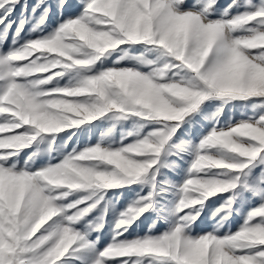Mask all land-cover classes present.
I'll use <instances>...</instances> for the list:
<instances>
[{
    "label": "snow or ice",
    "instance_id": "6c2138e0",
    "mask_svg": "<svg viewBox=\"0 0 264 264\" xmlns=\"http://www.w3.org/2000/svg\"><path fill=\"white\" fill-rule=\"evenodd\" d=\"M0 264H264V0H0Z\"/></svg>",
    "mask_w": 264,
    "mask_h": 264
},
{
    "label": "rangeland",
    "instance_id": "374dc122",
    "mask_svg": "<svg viewBox=\"0 0 264 264\" xmlns=\"http://www.w3.org/2000/svg\"><path fill=\"white\" fill-rule=\"evenodd\" d=\"M34 2V0H29V3ZM51 3H54L55 0H50ZM228 0H221V3H227ZM19 15V10H17V16ZM99 135V133H97V136Z\"/></svg>",
    "mask_w": 264,
    "mask_h": 264
}]
</instances>
